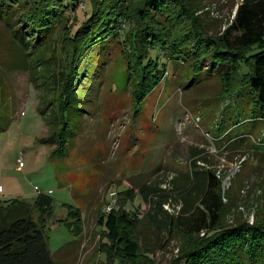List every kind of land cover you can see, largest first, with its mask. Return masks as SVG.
<instances>
[{"label": "rangeland", "instance_id": "1", "mask_svg": "<svg viewBox=\"0 0 264 264\" xmlns=\"http://www.w3.org/2000/svg\"><path fill=\"white\" fill-rule=\"evenodd\" d=\"M185 1L198 10L196 16L212 36L231 24L242 2ZM89 12L88 1L78 0L66 19L54 27L43 58L52 57L55 72L66 64L69 31L74 33ZM120 42L102 43L104 51L97 54L96 47L79 63L82 77L75 101L64 116L68 121V152L62 157L52 155L54 146L41 142L53 126L43 122L36 111L52 101L53 86L48 84L47 89L41 85L45 76L35 80L38 69L19 66L29 59L18 53L0 21V111L12 118L7 129L0 130V198H18L28 204L39 194L52 199L47 235L56 264H108L106 253L97 251L100 240L107 242L103 226L97 223L111 200L109 193L116 194V211L125 207L127 213L135 214L131 236L141 253L151 254V262L141 257V264H175L197 236L176 228L169 237L157 228L159 221L149 203L139 196V188L155 190L148 197L151 202L167 200L162 210L174 219L184 205L186 190L194 187L195 171L203 174V180L211 173L219 181L221 219L226 225L242 220L251 224L257 210L264 211V155L253 147L264 148V127L248 132L253 136L240 143H228V134L218 137L228 128H234L232 135L246 130L230 108L221 110L228 103L220 98L221 84L209 79L184 91L189 79L181 83L182 73L170 69L168 81L139 102ZM49 106L46 116L50 111L57 114L55 106ZM18 158L22 160L20 169ZM68 205L80 209L83 221L82 236L74 243L66 226L57 223L65 218ZM109 264L120 262L113 259Z\"/></svg>", "mask_w": 264, "mask_h": 264}, {"label": "trees", "instance_id": "2", "mask_svg": "<svg viewBox=\"0 0 264 264\" xmlns=\"http://www.w3.org/2000/svg\"><path fill=\"white\" fill-rule=\"evenodd\" d=\"M87 1L89 16L74 33L69 31L66 64L55 72L52 57L43 58L45 45L54 27L63 17L66 19L78 0H0V21L18 53L29 59L19 66L38 69L35 80L45 76L46 82L41 85L47 88L50 84L51 91H55L52 101L36 108L42 121L53 126L41 140L54 146L52 155L65 157L68 152V121L64 116L80 87L79 63L89 51L97 47L100 54L104 51L102 43L116 39H121L125 47L126 67L132 74L139 102L168 81L170 69L172 73H182L181 83L189 79L184 91L209 79L221 84L220 98L228 102L221 110L230 108L246 130L232 135L234 128H228L218 137L228 134V143H240L253 136L249 134L253 129L264 127V0H242L231 24L213 36L204 30L196 16L198 10L185 0ZM49 105L55 106L57 114L50 111L46 116ZM11 120L10 114L0 111V130H6ZM253 147L264 155V148ZM201 176L196 171L192 174L194 187L186 190L184 205L174 219L162 210L167 200L151 202L148 197L155 190L139 188V196L149 203L152 215L159 221L157 228L169 237L176 228L197 236L188 249L181 251L175 264H264V211L257 210L251 224L242 220L226 225L221 219L219 181L211 173L205 180ZM51 208L52 199L45 194H39L31 204L18 198L0 201V264H56L47 235ZM125 210L123 207L121 212L100 214L97 224L103 226L102 236L107 242L100 240L97 251L106 253L108 264L113 259L120 264H141V257L151 262V254L141 253L131 236L135 214ZM82 222L80 209L70 205L65 218L57 220L69 230L72 243L82 236Z\"/></svg>", "mask_w": 264, "mask_h": 264}, {"label": "built area", "instance_id": "3", "mask_svg": "<svg viewBox=\"0 0 264 264\" xmlns=\"http://www.w3.org/2000/svg\"><path fill=\"white\" fill-rule=\"evenodd\" d=\"M16 162L18 164V169H20V167H22L21 158L16 159ZM109 197L111 198L110 202H108L105 205V207L103 208V210L101 211V214H103V215H107L116 209V205H117L116 194L115 193H109Z\"/></svg>", "mask_w": 264, "mask_h": 264}, {"label": "crops", "instance_id": "4", "mask_svg": "<svg viewBox=\"0 0 264 264\" xmlns=\"http://www.w3.org/2000/svg\"><path fill=\"white\" fill-rule=\"evenodd\" d=\"M18 169V168H17ZM1 198H4V199H1ZM0 198V201H2V200H5V196H3V197H1ZM7 199H9V198H7ZM74 243V242H73Z\"/></svg>", "mask_w": 264, "mask_h": 264}]
</instances>
